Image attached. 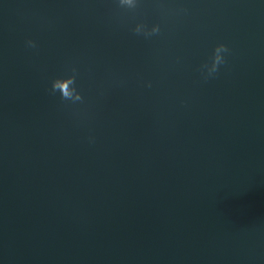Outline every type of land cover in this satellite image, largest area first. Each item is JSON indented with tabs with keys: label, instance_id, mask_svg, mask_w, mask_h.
Returning a JSON list of instances; mask_svg holds the SVG:
<instances>
[{
	"label": "water",
	"instance_id": "water-1",
	"mask_svg": "<svg viewBox=\"0 0 264 264\" xmlns=\"http://www.w3.org/2000/svg\"><path fill=\"white\" fill-rule=\"evenodd\" d=\"M0 264H264V0H0Z\"/></svg>",
	"mask_w": 264,
	"mask_h": 264
},
{
	"label": "clouds",
	"instance_id": "clouds-1",
	"mask_svg": "<svg viewBox=\"0 0 264 264\" xmlns=\"http://www.w3.org/2000/svg\"><path fill=\"white\" fill-rule=\"evenodd\" d=\"M28 44L32 47H35L34 43H31V41H28ZM221 49L227 50L224 45H220L217 48V52H219ZM219 62H220V59H219V57H217V63H219ZM70 82H74V81L72 79H70ZM57 87H59V84L54 83L53 88H52L53 92L56 91ZM60 91H61V96L64 99L69 98L71 96V93L68 91V89L66 87L60 88ZM77 98L78 99L80 98L79 95H77Z\"/></svg>",
	"mask_w": 264,
	"mask_h": 264
}]
</instances>
